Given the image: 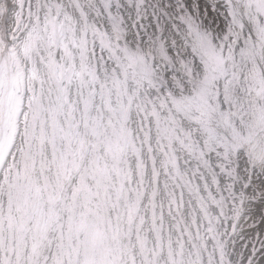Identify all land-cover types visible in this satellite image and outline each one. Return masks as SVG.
I'll use <instances>...</instances> for the list:
<instances>
[{
	"label": "snow or ice",
	"instance_id": "obj_1",
	"mask_svg": "<svg viewBox=\"0 0 264 264\" xmlns=\"http://www.w3.org/2000/svg\"><path fill=\"white\" fill-rule=\"evenodd\" d=\"M0 264H264V0H0Z\"/></svg>",
	"mask_w": 264,
	"mask_h": 264
}]
</instances>
